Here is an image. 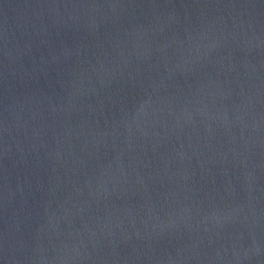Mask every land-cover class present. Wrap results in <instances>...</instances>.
<instances>
[{
    "label": "water",
    "instance_id": "1",
    "mask_svg": "<svg viewBox=\"0 0 264 264\" xmlns=\"http://www.w3.org/2000/svg\"><path fill=\"white\" fill-rule=\"evenodd\" d=\"M0 264H264V0H0Z\"/></svg>",
    "mask_w": 264,
    "mask_h": 264
}]
</instances>
